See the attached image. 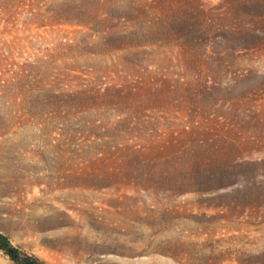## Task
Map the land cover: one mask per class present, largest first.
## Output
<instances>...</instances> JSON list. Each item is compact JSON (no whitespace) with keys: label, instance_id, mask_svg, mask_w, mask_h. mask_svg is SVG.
Here are the masks:
<instances>
[{"label":"rangeland","instance_id":"1","mask_svg":"<svg viewBox=\"0 0 264 264\" xmlns=\"http://www.w3.org/2000/svg\"><path fill=\"white\" fill-rule=\"evenodd\" d=\"M0 233L46 264H264V0H0Z\"/></svg>","mask_w":264,"mask_h":264},{"label":"trees","instance_id":"2","mask_svg":"<svg viewBox=\"0 0 264 264\" xmlns=\"http://www.w3.org/2000/svg\"><path fill=\"white\" fill-rule=\"evenodd\" d=\"M0 250L8 255L17 264H46L36 257L23 253L10 240L0 233Z\"/></svg>","mask_w":264,"mask_h":264}]
</instances>
